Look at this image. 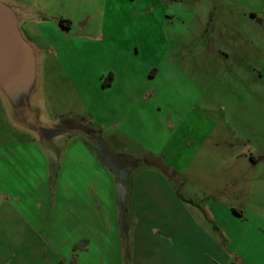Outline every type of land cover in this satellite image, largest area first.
Returning a JSON list of instances; mask_svg holds the SVG:
<instances>
[{
  "label": "rangeland",
  "instance_id": "1",
  "mask_svg": "<svg viewBox=\"0 0 264 264\" xmlns=\"http://www.w3.org/2000/svg\"><path fill=\"white\" fill-rule=\"evenodd\" d=\"M3 1L28 58L0 79L35 87L16 113L0 90V264H107L110 178L157 159L212 234L264 264V0Z\"/></svg>",
  "mask_w": 264,
  "mask_h": 264
},
{
  "label": "crops",
  "instance_id": "2",
  "mask_svg": "<svg viewBox=\"0 0 264 264\" xmlns=\"http://www.w3.org/2000/svg\"><path fill=\"white\" fill-rule=\"evenodd\" d=\"M117 1L125 4L130 0ZM68 26L64 25L63 28L70 29ZM100 80L102 88L111 89L116 83L113 75L107 79L103 76ZM141 86L145 94V84L138 83L131 87L133 91L136 89L140 92ZM171 127L174 126L171 124ZM164 138V143L168 144L173 135L165 134ZM152 167L155 170L143 168L134 174L129 170L122 171L117 183L110 178L112 219L109 218L106 228L112 235L108 242L107 264H250L242 253L229 248L228 232L220 230L223 226L209 221V225L219 231L221 238H218L212 234L209 226L196 218L174 188L172 183L176 176L171 171L164 172L161 170L163 167L155 165ZM116 184V191L122 197L121 213L115 198ZM47 203L44 199V206L47 207ZM222 208L230 214L229 209L225 206ZM231 212L238 218L244 217L245 213L236 208H231ZM92 224L96 226L95 222ZM96 229L98 234H91L90 237L101 245L104 243L101 239L103 232L100 233L99 226ZM55 236L49 232V238L54 239Z\"/></svg>",
  "mask_w": 264,
  "mask_h": 264
},
{
  "label": "water",
  "instance_id": "3",
  "mask_svg": "<svg viewBox=\"0 0 264 264\" xmlns=\"http://www.w3.org/2000/svg\"><path fill=\"white\" fill-rule=\"evenodd\" d=\"M17 18L13 7L0 0V63L4 59L13 58L15 64L12 70L26 63L28 58L27 48L18 30ZM34 83L35 79H0V90L15 113L31 108L29 106L34 94Z\"/></svg>",
  "mask_w": 264,
  "mask_h": 264
},
{
  "label": "trees",
  "instance_id": "4",
  "mask_svg": "<svg viewBox=\"0 0 264 264\" xmlns=\"http://www.w3.org/2000/svg\"><path fill=\"white\" fill-rule=\"evenodd\" d=\"M64 26V25H63ZM81 122H86L89 126H92L93 125V127H89V128H84L82 131L84 132V133H87V135L88 134H93V132L95 131V128H94V126L97 128L98 126H96V125H94V123H92V122H87L84 118H80L79 119ZM94 128V129H93ZM99 128V127H98ZM98 130V132L100 133V130L99 129H97ZM97 132V131H96ZM159 162H160V164H159V168L160 167H163L161 170L163 171L164 170V172L165 171H170L168 168H167V166L165 165V164H163L161 161H160V159H157ZM165 165V166H164ZM172 172V174H174V176H176L175 175V173H174V171H171Z\"/></svg>",
  "mask_w": 264,
  "mask_h": 264
}]
</instances>
